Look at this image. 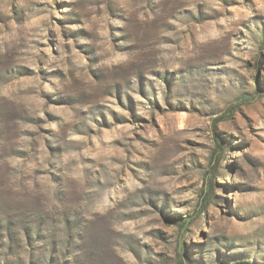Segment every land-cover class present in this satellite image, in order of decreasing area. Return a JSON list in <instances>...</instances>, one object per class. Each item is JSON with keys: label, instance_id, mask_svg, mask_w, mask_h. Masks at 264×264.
<instances>
[{"label": "rangeland", "instance_id": "rangeland-1", "mask_svg": "<svg viewBox=\"0 0 264 264\" xmlns=\"http://www.w3.org/2000/svg\"><path fill=\"white\" fill-rule=\"evenodd\" d=\"M0 264H264V0H0Z\"/></svg>", "mask_w": 264, "mask_h": 264}]
</instances>
